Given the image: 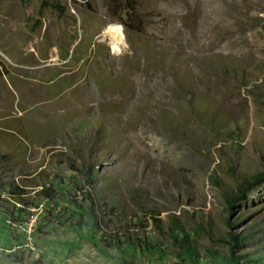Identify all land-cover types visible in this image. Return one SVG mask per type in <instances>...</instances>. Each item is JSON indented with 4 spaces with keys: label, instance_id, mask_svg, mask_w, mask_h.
I'll return each mask as SVG.
<instances>
[{
    "label": "rangeland",
    "instance_id": "374dc122",
    "mask_svg": "<svg viewBox=\"0 0 264 264\" xmlns=\"http://www.w3.org/2000/svg\"><path fill=\"white\" fill-rule=\"evenodd\" d=\"M49 3L0 0V264H190L176 225L264 264V180L225 199L264 168V0Z\"/></svg>",
    "mask_w": 264,
    "mask_h": 264
},
{
    "label": "trees",
    "instance_id": "16d2710c",
    "mask_svg": "<svg viewBox=\"0 0 264 264\" xmlns=\"http://www.w3.org/2000/svg\"><path fill=\"white\" fill-rule=\"evenodd\" d=\"M41 1H42L43 7L50 5L49 0H41ZM86 175L87 177H91V172L87 173L86 171ZM263 180H264V168L261 172L253 175L250 178L243 180V182L241 183V185H239L237 189V193L226 195L225 199L227 201L229 208H232L234 204H236V202L245 199L246 191L249 188H251L253 185ZM41 192L43 193L44 196L48 197L50 196V192H52V189L51 187H45V188L43 187L41 189ZM17 193L23 194L24 190L18 189ZM90 219H91V224L89 226V229L92 232H95V230L99 229V225H98V216L96 215L94 211H90ZM172 230L174 232H177V235L175 234L174 237L176 236L179 237V239L177 237L176 238L178 239L177 243L180 247L181 253L187 256L190 264H198L197 253L194 247L192 246V244L190 243V238L184 232L183 227L176 225ZM111 238H112L111 235H109L108 242L112 240ZM229 238H230V243H229L230 244V254L226 258V262L227 264H241L242 257H239L235 254V249L243 244V238L240 235L231 234V233L229 234ZM130 245L134 246L135 250L139 248L138 244L135 242H131Z\"/></svg>",
    "mask_w": 264,
    "mask_h": 264
},
{
    "label": "bare ground",
    "instance_id": "6f19581e",
    "mask_svg": "<svg viewBox=\"0 0 264 264\" xmlns=\"http://www.w3.org/2000/svg\"><path fill=\"white\" fill-rule=\"evenodd\" d=\"M118 26H110L107 28V31L111 33V41L109 42L112 52L113 53H119L122 46V39H121V33L120 30L117 31ZM120 29V28H119Z\"/></svg>",
    "mask_w": 264,
    "mask_h": 264
},
{
    "label": "built area",
    "instance_id": "2783aa9c",
    "mask_svg": "<svg viewBox=\"0 0 264 264\" xmlns=\"http://www.w3.org/2000/svg\"><path fill=\"white\" fill-rule=\"evenodd\" d=\"M32 222H33V221H32ZM32 224H33V223H32ZM32 224H31V222H30V223H28V224H26V225H27V228H28V229H27V231H28V232H31V231H30V230H31V228H30V227L32 226Z\"/></svg>",
    "mask_w": 264,
    "mask_h": 264
},
{
    "label": "clouds",
    "instance_id": "9594fccd",
    "mask_svg": "<svg viewBox=\"0 0 264 264\" xmlns=\"http://www.w3.org/2000/svg\"><path fill=\"white\" fill-rule=\"evenodd\" d=\"M120 29L119 28H117V31H119ZM121 39L123 40V37L121 36Z\"/></svg>",
    "mask_w": 264,
    "mask_h": 264
}]
</instances>
